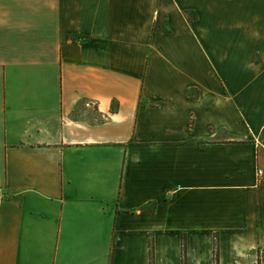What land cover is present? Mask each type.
<instances>
[{
	"label": "crops",
	"instance_id": "crops-1",
	"mask_svg": "<svg viewBox=\"0 0 264 264\" xmlns=\"http://www.w3.org/2000/svg\"><path fill=\"white\" fill-rule=\"evenodd\" d=\"M262 143L264 0H0V264H264Z\"/></svg>",
	"mask_w": 264,
	"mask_h": 264
},
{
	"label": "trees",
	"instance_id": "trees-1",
	"mask_svg": "<svg viewBox=\"0 0 264 264\" xmlns=\"http://www.w3.org/2000/svg\"><path fill=\"white\" fill-rule=\"evenodd\" d=\"M141 211H144L143 207L141 208ZM213 262H214V264H217V247H216V243H214V247H213Z\"/></svg>",
	"mask_w": 264,
	"mask_h": 264
},
{
	"label": "built area",
	"instance_id": "built-area-1",
	"mask_svg": "<svg viewBox=\"0 0 264 264\" xmlns=\"http://www.w3.org/2000/svg\"><path fill=\"white\" fill-rule=\"evenodd\" d=\"M263 148H264V143L260 144ZM257 174H261L262 173V170L260 168L257 169Z\"/></svg>",
	"mask_w": 264,
	"mask_h": 264
}]
</instances>
